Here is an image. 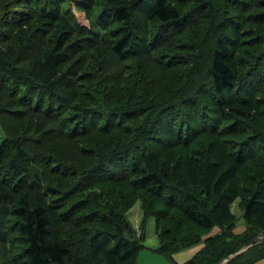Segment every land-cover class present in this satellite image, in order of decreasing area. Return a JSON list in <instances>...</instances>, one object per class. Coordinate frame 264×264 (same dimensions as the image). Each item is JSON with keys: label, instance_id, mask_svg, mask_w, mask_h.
<instances>
[{"label": "trees", "instance_id": "1", "mask_svg": "<svg viewBox=\"0 0 264 264\" xmlns=\"http://www.w3.org/2000/svg\"><path fill=\"white\" fill-rule=\"evenodd\" d=\"M192 1L195 18L184 23L163 0H0V264H137L150 218L156 250L171 260L201 241L183 264H221L249 245L227 264L264 259V131L253 124L258 117L264 123V110L248 108L264 96V38L253 61L235 66L232 58L237 14L254 0H218L227 15L216 23L213 0ZM72 5L86 13L89 27L76 21ZM197 21L212 24L217 35L206 53L202 39L189 35L182 61L159 66L184 69L175 73L177 86L159 82L165 99L150 96L155 89L149 94L137 65L135 79L114 75L117 87L105 82L108 67L83 71L97 46L112 43L110 54L123 63ZM151 22L158 24L153 38ZM28 116L18 130L17 119ZM92 132L108 136L112 148L95 143L80 150L90 159L86 170L44 149L54 137L71 141ZM203 134L218 137L221 155L234 166L226 187L223 175L211 182L205 166L197 183H188L152 153L156 146L187 149ZM108 182H125L130 193L122 189L117 197L104 189ZM236 198L244 222L239 234L230 212ZM136 199L144 202L139 234L127 218ZM215 227L218 233L203 239ZM13 240L21 245L14 248Z\"/></svg>", "mask_w": 264, "mask_h": 264}, {"label": "rangeland", "instance_id": "2", "mask_svg": "<svg viewBox=\"0 0 264 264\" xmlns=\"http://www.w3.org/2000/svg\"><path fill=\"white\" fill-rule=\"evenodd\" d=\"M163 1L168 5L175 6L179 9L180 13L184 15V23L187 22L189 15L195 18L194 15L196 12L191 9L194 5L192 0ZM217 1L218 0H213L214 6L216 7V12L214 15V19L216 20H214V22L211 21V23L219 22L225 17V15H227V12L224 11L225 3L222 1ZM71 11L75 15V19L76 21H78L79 24L89 27V20L87 19L85 12L77 11L73 5L71 6ZM188 11L191 12L187 15ZM237 15L241 18L240 23H238L237 25V29H234L232 34L235 41V45L232 52V58L234 61V65L240 66L241 64L253 61L255 55L261 53L260 48L262 47L260 43H262L261 39L264 38V0H254L251 6H247L244 12ZM218 17H220L221 19L218 20ZM149 26L151 31V37L153 38L157 32L158 24H156V22H151ZM215 28L216 27H213L212 24L206 25L205 22L201 21H197L194 24L190 23V25L183 29V32L181 34L177 35L174 39H171L170 42L167 41L168 43H166V45L157 47L154 52H148L146 54H135V52H133L131 55V59L123 63H117L115 58L110 54V51L108 49L110 47L109 45L112 43L108 45L102 44L100 46L95 47L91 50V52H89L90 58L87 63L88 66L83 71H91L96 70L98 68L100 69L108 67V73L105 76V82L107 84L113 83L112 85L117 87V81L114 79V75H116V73L121 72V76L129 77L130 75V77L132 76L133 79H135L137 77L133 75L135 73V67L137 65L139 67L141 75L143 76L145 82L148 85L149 94L151 92L149 90H151L152 88L155 89L154 93H157H153V95L150 94V96H156L160 100L165 99L166 93L163 90L164 88H162L159 84V82H167L168 86H177L178 82L176 80L175 73L178 71H183L184 69L182 67V64H180L176 68L174 67L175 69L173 68L171 72V69H168V71H162L160 67H171L177 61H182L183 46L187 45L186 43L188 42L187 38L189 37V35H192L198 41L202 39L201 46L203 48V52L206 53L205 51H207V47L210 46L213 42V37L217 35V30ZM54 35L55 30L52 29V31L49 33V37H54ZM74 56V59L79 58L81 56V52L75 54ZM202 67L201 69L203 70ZM201 73L203 75V71H201L200 74ZM262 79L264 80V77H262ZM127 80L128 79L121 81V85H123L124 88H126L127 85L129 86V84H127ZM138 90L140 93V85L138 87ZM233 92L234 89L230 90L228 93ZM118 93L121 94L119 96H122L124 92L122 93L118 91ZM256 97L260 98L253 99L252 102L255 103L248 106V108L251 109L254 107L256 110H258V108L264 110V96L260 95ZM259 115H262V113ZM30 118L31 117L28 116L22 119H17L16 125L18 127V130H21L22 127L25 126L26 122H30ZM260 118L261 117H258L256 118V120H253V124L258 129L256 131L261 133L264 131V123L260 122ZM194 123L196 122L194 121ZM50 126H52V124L48 125V127ZM245 129L249 130L247 126ZM2 137H4V134L2 133V130L0 128V139H2ZM181 140H183V138ZM232 142L236 141L233 140ZM95 143L99 145L100 149H102L103 151L112 148V142L111 139L108 138V136H100L99 133L92 132L85 137L74 138L71 141L60 137H54L53 139L45 143L44 149L48 151L53 150L57 156L68 161H73L74 163L79 165L81 170H84L86 168L87 161L90 162V159L86 158L87 153H85V155L84 153L81 155L80 150H88L90 148H93L95 146ZM191 143L193 144H189L187 149H184L182 147H170L169 149H167L156 146L152 150V153L156 151L159 152L160 158L158 161L161 162L164 160L167 163V167H169V170H174V173L175 175H177V177L183 178L182 180H185L188 183L192 182L196 184L198 176L202 171L203 166H205L206 173L207 170H212V177H210L211 182L223 175L224 177L221 183L224 187L229 185L232 182L229 175H231L234 166L231 167V162L229 158L221 155V142L219 141L218 137L212 134H203L202 136H199V138H197L196 140H192ZM160 148H163L164 150L159 151ZM238 173H240L239 170H236V175ZM54 178L57 179L58 177ZM125 184V182H113V184L111 182H108L107 184H105L104 189L112 188V190H115L117 197H121L118 193H120L122 189H124L127 194L130 193L129 186L127 187ZM149 197L150 196L147 195L148 199ZM239 204V198H236L230 205L231 214L235 218H237L236 226L233 229V232L236 234H239L244 231V222L242 218L243 212ZM143 205L144 202L141 199H136L132 207L127 212V218L130 221L131 225L138 232V234L141 232V222L143 219ZM170 215H172L171 212ZM167 225L171 226L168 218L165 219V224L163 228L169 230V228L166 227ZM143 230V249L138 254L137 264H183L190 260L204 246V242L201 241L200 243H197L192 247L178 250L177 252L172 254L171 260L170 258L158 253L156 250L158 248L159 243L158 238L155 234V222L153 218H150L146 221ZM216 233H218V228L215 227L206 235H204L203 239L209 236H214ZM13 241H15L13 244L14 248L19 247L21 245L16 240ZM254 264H264V259L259 260Z\"/></svg>", "mask_w": 264, "mask_h": 264}, {"label": "water", "instance_id": "3", "mask_svg": "<svg viewBox=\"0 0 264 264\" xmlns=\"http://www.w3.org/2000/svg\"><path fill=\"white\" fill-rule=\"evenodd\" d=\"M252 245H249L241 250H239L238 252H236L233 255H230L228 258H226L221 264H227L228 262H230L231 260H233L235 257L243 254L244 252H246L249 248H251Z\"/></svg>", "mask_w": 264, "mask_h": 264}]
</instances>
